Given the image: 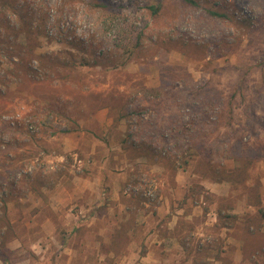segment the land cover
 <instances>
[{
    "label": "rangeland",
    "instance_id": "obj_1",
    "mask_svg": "<svg viewBox=\"0 0 264 264\" xmlns=\"http://www.w3.org/2000/svg\"><path fill=\"white\" fill-rule=\"evenodd\" d=\"M198 2L199 6L183 0H0V257L10 233L1 221L8 195L19 192L18 196H23L25 185L33 186L35 180L84 176L94 160L99 163L100 159L75 149L67 153L61 149L65 131L70 134L79 126L77 106H106L115 114L109 132L119 141L113 149L100 150L104 159L145 156L147 165L132 166L122 188L131 196L132 204L136 201L142 206L140 210L155 209L162 178L168 188L176 172L191 182L187 192L192 191V203L198 198L203 206L216 199L223 201L199 183L200 179L216 182L206 175L207 162L199 160L183 137L161 133L167 130L162 122L157 123L154 110L158 105L151 94L153 87L164 81L173 85L169 92L178 100L190 101V79L196 86L208 82L226 97L245 67L252 66L242 83L244 98L238 95L234 99V125L243 121V110L264 80V28L255 29L264 0ZM157 3L162 4L161 11L152 15L146 6ZM209 10L228 13L235 24L212 16ZM246 19V24L237 22ZM248 23L254 28L247 27ZM140 32V47H131L133 37ZM28 48L32 49L29 56ZM45 55L56 60L48 73L39 63L40 56L50 65ZM64 61L69 66L62 65ZM260 62L263 64L258 65ZM218 128L225 130L222 125ZM257 128L258 138L264 142V129ZM223 161L226 172L232 171L233 161ZM152 162L163 164L162 177L148 169ZM246 173L240 182H225L243 203L256 207V212L258 207L251 202L256 193L261 199L260 191H264V157L253 161ZM100 191L106 206V192ZM60 204L65 210L71 208L64 220L75 218L72 196H62ZM259 207L264 209L262 203ZM225 214L229 213L222 208L218 214L222 222L229 220ZM68 231L67 227L58 228L49 236L63 240ZM194 238L191 246L197 252L192 256L199 257V250L213 239L201 230ZM52 241L48 237L45 260L32 250L26 253L30 261L25 260V253L6 256L12 264H94L92 257L96 256V261L100 258L90 250V256L80 254L72 261L60 257L57 261V247ZM87 247L98 251L97 245ZM79 248L83 251V246ZM145 249L140 246L139 254ZM73 251L75 254V248Z\"/></svg>",
    "mask_w": 264,
    "mask_h": 264
},
{
    "label": "crops",
    "instance_id": "obj_2",
    "mask_svg": "<svg viewBox=\"0 0 264 264\" xmlns=\"http://www.w3.org/2000/svg\"><path fill=\"white\" fill-rule=\"evenodd\" d=\"M75 112L80 117L79 126L70 131L72 133L65 131L62 135L63 153L75 149L100 161L94 160L84 176L69 178L60 175L49 182L46 178L35 180V186L25 185L23 196H18L19 192L8 195L1 221L6 223L10 233L3 244L0 264L3 260L12 264L6 256L10 252L13 255L25 253V260L30 261L26 254L30 250L35 255L41 253L39 259L45 260L48 237L53 239L57 248L62 247L59 251L55 249L57 261L60 257L72 261L80 254L90 256L91 250L100 257L98 261L96 256L92 257L94 264H104V260L105 264H263L264 220L260 221L257 216L253 218L256 207L243 203L227 182L199 178L200 185L216 198L223 199L203 206L201 200L197 202L199 198L192 203V191L187 192L191 182H185L182 174L176 172L168 188L162 178L160 202L155 209L142 211V206L136 201L132 204L131 196L124 194L122 188L132 166L147 165L145 156L104 159L106 157L101 156L100 150L113 149L119 141L109 132L115 114L106 106L93 108L89 105L77 106ZM148 169L157 171L161 177L164 175L163 164L152 162ZM100 189L106 192V206L101 200ZM260 195L264 206V191L261 190ZM62 196L75 199L76 215L69 221L64 217L71 214V208H63L60 204ZM222 208L232 215L228 221L220 220L218 214ZM65 227L69 230L67 238L61 240L58 236H49L54 235L53 230ZM199 230L210 235L213 242L199 250V257H194L192 253L197 251L191 245ZM116 231L121 232L117 237L114 235ZM111 243L122 246L116 254L109 249ZM96 245L98 251H95ZM142 245L146 247L144 255L139 254ZM81 246L84 252L80 250ZM86 246H92L94 250Z\"/></svg>",
    "mask_w": 264,
    "mask_h": 264
},
{
    "label": "trees",
    "instance_id": "obj_3",
    "mask_svg": "<svg viewBox=\"0 0 264 264\" xmlns=\"http://www.w3.org/2000/svg\"><path fill=\"white\" fill-rule=\"evenodd\" d=\"M193 6H199L198 0H183ZM152 15H158L161 11L162 4H149L146 6ZM212 16L220 19H227L232 24L235 22L231 15L226 12H220L218 10L208 11ZM249 20V19H248ZM248 20H239V24H246ZM256 28H264V11L256 16L255 20ZM253 25V24H252ZM248 23L249 28H254ZM142 32L133 37L135 48L140 47V37ZM240 38H238L239 42ZM221 41H224L223 39ZM226 44V42H224ZM29 56L32 53V49L27 51ZM44 55V54H42ZM45 60L50 65L45 64L39 56L40 66L46 70V73L51 72V64L56 62L52 57L45 55ZM22 61V60H21ZM260 62L258 65H262ZM27 66L29 61H27ZM62 65L69 66L67 61H64ZM71 65V64H70ZM238 67V66H236ZM252 66H247L243 70V74L237 80V82L231 87V93L223 97V95L217 91L208 82H204L201 85L196 86L190 79L189 84L190 92L193 94V98L190 101L178 100L177 95L174 96L169 92V89L173 86L171 83L166 85L164 81L161 84L153 87V95L156 98L155 116L158 125L162 122V128L167 131L166 133L171 137H183L186 140L187 146H189L195 154L199 157V160L207 162L206 175L211 179L221 181H237L240 182L243 177L246 176L247 169L251 166L253 161L264 157V142H261L258 138L260 132L258 126L264 129V80L262 79L251 103L243 110L244 120L238 122L237 127L234 125V99L239 95L241 99L244 98L243 81L247 72L250 71ZM48 76V74H46ZM172 85V86H171ZM196 86V88H194ZM152 90V89H150ZM172 95V96H170ZM170 96V97H169ZM161 105L163 106L161 107ZM185 117V118H183ZM237 123V122H236ZM164 124V125H163ZM225 127L223 131H219V126ZM250 135V139L246 138L245 134ZM223 159L233 161V170L226 172ZM214 162V164H213ZM257 206V217L260 221L264 220V209L259 207L261 199L258 193L255 194L254 201L251 202ZM229 216L225 214L224 217ZM120 231L115 232V237L120 235ZM121 245L117 243H111L109 249L116 254ZM144 251L140 255H144ZM111 262V260H109ZM3 264H7L3 260ZM110 264V263H109Z\"/></svg>",
    "mask_w": 264,
    "mask_h": 264
},
{
    "label": "built area",
    "instance_id": "obj_4",
    "mask_svg": "<svg viewBox=\"0 0 264 264\" xmlns=\"http://www.w3.org/2000/svg\"><path fill=\"white\" fill-rule=\"evenodd\" d=\"M78 163L80 162L79 160H76ZM31 168H29V170H30Z\"/></svg>",
    "mask_w": 264,
    "mask_h": 264
}]
</instances>
